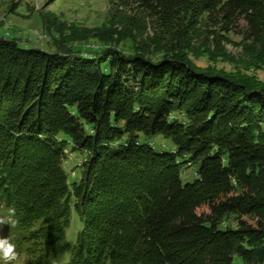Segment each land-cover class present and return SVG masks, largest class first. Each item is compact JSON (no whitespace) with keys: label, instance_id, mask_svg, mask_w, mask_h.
<instances>
[{"label":"trees","instance_id":"1","mask_svg":"<svg viewBox=\"0 0 264 264\" xmlns=\"http://www.w3.org/2000/svg\"><path fill=\"white\" fill-rule=\"evenodd\" d=\"M116 1L264 49V0ZM262 130V92L177 58L23 49L0 35V214L14 207L19 221L1 235L26 264H264ZM68 146L84 154L73 183Z\"/></svg>","mask_w":264,"mask_h":264},{"label":"rangeland","instance_id":"2","mask_svg":"<svg viewBox=\"0 0 264 264\" xmlns=\"http://www.w3.org/2000/svg\"><path fill=\"white\" fill-rule=\"evenodd\" d=\"M0 35L17 40L23 49L36 47L54 53L76 47L83 54L112 49L153 61L174 57L191 68L227 77L251 92L264 94V49L257 44L234 34L214 33L201 19L158 21L116 0H0ZM140 140L158 152L174 149L172 140L160 134H140ZM83 161V153L66 148L63 166L70 183L78 180ZM181 179L193 182V168H183ZM128 184L134 190L135 185ZM225 224L234 225L235 217L228 216ZM81 225L72 208L68 241L75 243ZM21 257L28 262L27 255Z\"/></svg>","mask_w":264,"mask_h":264},{"label":"clouds","instance_id":"3","mask_svg":"<svg viewBox=\"0 0 264 264\" xmlns=\"http://www.w3.org/2000/svg\"><path fill=\"white\" fill-rule=\"evenodd\" d=\"M17 213L14 207H9L5 214H0V227L4 225L9 228H14L18 225L19 221L16 218ZM84 225H81L83 231ZM71 243V241H67ZM62 241H58V244ZM70 257L66 260L60 261V264H70ZM27 257H21L20 253L16 251V245L11 242L8 237L0 236V264H26ZM53 264H57L53 261Z\"/></svg>","mask_w":264,"mask_h":264}]
</instances>
